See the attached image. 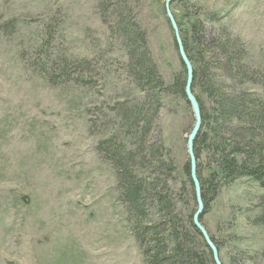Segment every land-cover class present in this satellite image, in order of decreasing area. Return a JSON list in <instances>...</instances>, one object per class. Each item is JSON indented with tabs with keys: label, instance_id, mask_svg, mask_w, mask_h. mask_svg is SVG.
I'll use <instances>...</instances> for the list:
<instances>
[{
	"label": "rangeland",
	"instance_id": "rangeland-1",
	"mask_svg": "<svg viewBox=\"0 0 264 264\" xmlns=\"http://www.w3.org/2000/svg\"><path fill=\"white\" fill-rule=\"evenodd\" d=\"M164 4L0 0V264H145L117 200L115 173L97 146L117 130L120 103L146 99L127 72V46L119 31L113 32L118 14L130 16L144 31L166 84L182 71ZM169 9L179 36L183 31L189 36V26L198 21L213 41L206 50L202 45L204 63L193 54L197 73L207 66V81L193 85L204 111L213 105L204 89L210 78L228 95L264 102V0H172ZM220 43L233 63L244 66L242 75L228 73L224 60H215ZM69 58L87 60L80 79L48 81L40 65ZM158 100L139 152L154 147L156 160L137 159L133 169L150 185L167 179L186 227L195 208L183 171L193 116L175 92L161 93ZM125 144L133 149L129 139ZM208 158L202 151L196 160L201 175ZM149 192L145 214L158 221L160 211ZM262 194L255 182L240 178L221 187L202 214L221 264H264V223L256 219Z\"/></svg>",
	"mask_w": 264,
	"mask_h": 264
},
{
	"label": "trees",
	"instance_id": "trees-1",
	"mask_svg": "<svg viewBox=\"0 0 264 264\" xmlns=\"http://www.w3.org/2000/svg\"><path fill=\"white\" fill-rule=\"evenodd\" d=\"M113 30V32L119 31L127 46V72L132 77L136 88L146 93V99L142 103L138 102L130 106L124 102L120 103L118 116L120 122H118L117 130L101 140L97 148L103 153L115 173L117 200L124 209L123 212L126 214L143 261L145 264H207L208 261L213 263L209 248L192 223L196 203L189 175L188 158L183 165V171L187 176L195 208L189 214L186 227L175 211L167 179L162 180L160 184L150 185L133 169L137 159L140 162L156 160L158 150L154 147L149 148L148 153L139 152L146 133L150 131L159 95L172 91L186 100L184 65L181 62V73L166 84L150 56L145 33L136 21L130 16L118 14ZM183 32L180 33V38L192 66L195 56L199 58V62L204 63L202 45L204 44L206 50L209 43L213 41L206 39L204 29L198 21L189 26L187 31L189 36L185 31ZM218 46L220 54L217 52L218 54L215 55L219 56H215L212 52L215 60L218 62L224 60L223 64L227 65L228 73L233 72L235 76L242 75L244 66L237 64V60H235L236 63L232 62L233 58L228 56V48L223 43ZM45 64L46 62L40 65L41 71L46 72L48 81L56 83L55 80L60 81V78L70 80L72 75L80 79V74L88 62L84 58H75V60L69 58L53 61L52 66L49 67ZM201 67L203 70L200 73L193 69L192 92L197 79L207 81L205 75L207 66L204 64ZM209 82L211 85L204 86V89L213 99V105L210 110L204 111L199 104L201 127L205 126L206 129L197 134L193 144L196 160L202 151H205L209 157L208 169L204 175H201V170H198L196 165V175L200 183L203 202L202 214L221 187L247 177L263 191L260 198L262 212L256 219L264 223V102L252 95L242 93L228 95L221 89V85L215 86L211 83V78ZM197 101L199 103L198 99ZM128 139L134 144L133 149L127 146L129 144H125ZM172 164L171 159L164 162L169 175L173 170ZM146 191H152V195L150 192L149 194L159 208L160 219L158 221L147 219L144 195ZM202 214L199 218L200 222ZM209 237L215 244L213 237L210 235Z\"/></svg>",
	"mask_w": 264,
	"mask_h": 264
},
{
	"label": "water",
	"instance_id": "water-1",
	"mask_svg": "<svg viewBox=\"0 0 264 264\" xmlns=\"http://www.w3.org/2000/svg\"><path fill=\"white\" fill-rule=\"evenodd\" d=\"M172 0H165L164 8H165V14L166 17L170 23V26L173 30L174 38L176 41L177 49H178V55L181 60V62L184 65L185 72H186V78H185V86H184V94L187 103L190 106L192 116H193V124L192 127L186 136V151H187V157L189 160V175L190 179L193 184L194 188V195H195V203H196V209L195 212L192 216V223L193 226L198 230V232L201 234L204 242L206 243L207 247L209 248L211 255H212V260L214 264H221L220 258H219V253L218 249L215 246V244L212 242L210 239L206 229L204 226L201 224L199 218L203 212V202L201 198V188H200V183L196 175V159L194 156V151H193V144L194 140L197 136V134L200 131L201 124H202V119H201V111H200V106L199 103L194 96L192 92V82H193V66L186 56V53L184 51L179 32H178V27L176 24V21L170 12L169 5Z\"/></svg>",
	"mask_w": 264,
	"mask_h": 264
}]
</instances>
